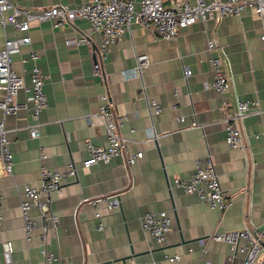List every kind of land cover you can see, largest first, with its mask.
Masks as SVG:
<instances>
[{
	"label": "crops",
	"instance_id": "obj_1",
	"mask_svg": "<svg viewBox=\"0 0 264 264\" xmlns=\"http://www.w3.org/2000/svg\"><path fill=\"white\" fill-rule=\"evenodd\" d=\"M11 1L41 9L86 0ZM263 33L264 15L251 9L224 17L216 26L197 21L170 40L134 25L109 45L101 74L94 75L93 51L101 40L87 20L58 27L32 23L31 42L13 55L12 66L28 83L32 65L28 54H38L48 106L40 111L35 137L29 133L32 102L27 94L19 91L16 95V101L26 107L7 115L0 110L13 161L11 173L0 163V264H41V251L59 257L43 264H171L165 255L173 253L181 255L183 264H242L238 253L230 261L227 243L208 237L243 227L256 230L264 223ZM21 34L12 25L0 27V48L4 37ZM82 34L88 43L75 44L74 39ZM212 35L226 60L229 94L207 84L213 71L206 41ZM140 53L148 59L142 77H124ZM104 92L114 111L127 115L120 129L126 148L143 153L133 165H126L123 155L90 167L82 165L88 142L107 143L102 124L96 119L91 124L86 118L97 111ZM236 99L250 101L254 109L237 123L242 146L232 148L225 142L223 118ZM151 100L160 105L158 113L150 106ZM207 157L231 199L223 211L174 183L175 178L191 177L195 162L204 163ZM69 164L74 173L65 175L59 188L50 193L49 208L56 221L44 219L31 208L29 215L37 227L27 241L19 208L22 187L39 186L43 167L65 172ZM113 194L117 195L116 209L104 201L93 202ZM161 210L170 217V231L157 242L142 231L140 218L148 211ZM7 241L12 245L9 255L2 246Z\"/></svg>",
	"mask_w": 264,
	"mask_h": 264
},
{
	"label": "built area",
	"instance_id": "obj_2",
	"mask_svg": "<svg viewBox=\"0 0 264 264\" xmlns=\"http://www.w3.org/2000/svg\"><path fill=\"white\" fill-rule=\"evenodd\" d=\"M247 9H251L258 16H263L264 0H86L77 5L56 3L41 9L18 6L11 0H0V27L12 25L15 30L22 33L13 38L4 37L0 48V110L3 115H7L26 107L24 103L16 101L17 93L23 91L32 102V123L29 125V133L31 137L37 136L40 111L48 106V98L43 90L45 76L36 63L38 54L35 51H30L28 54V59L32 62L28 83L15 72L12 66L13 55L18 54L22 46L30 44L31 38L28 31L34 22H49L52 27H58L71 26L76 19L87 20L93 31L100 35V45L93 51L95 59L92 64L93 74L100 75L101 62L106 56L109 45L134 25L147 29L159 39L170 40L176 37L181 28L188 27L197 21L216 26L222 18L239 15ZM262 38L264 39V33ZM74 42L85 44L88 43V38L82 34L75 38ZM206 45L211 53L210 64L213 71V77L207 84L220 93L229 94L231 79L226 72V60L220 44L212 35L207 39ZM147 66V55L137 54L135 65L125 70L123 76L142 77ZM184 73L189 75L190 70L185 68ZM100 100L97 111L86 115V118L91 124L95 119L102 124L107 143L94 145L88 142L86 145L88 156L82 162L83 167H90L98 162H107L115 155H123L128 166L135 164L142 158L143 153L126 148V142L120 129L127 115L114 111L107 92L101 94ZM149 103L155 113L160 111L161 107L157 102L151 100ZM252 109H254V104L250 101L234 100L233 109L223 118L225 142L228 146L232 148L242 146V134L237 123L243 120ZM179 120L183 122L184 118L179 117ZM193 125L194 123H191L189 126ZM6 133L7 129L3 121H0V163L4 171L11 173L13 161ZM68 166L65 172L43 167L39 186L25 184L22 187L19 208L27 241L30 240L31 233L37 227V221L29 215L31 208H36L39 216L47 217L52 222L56 221L55 215L49 208L50 193L59 188L60 181L65 175L74 173L72 164ZM174 183L184 192L195 194L211 208L223 211L231 204V199L225 195L209 157L204 163L200 160L195 162V171L191 177L175 178ZM97 201L106 202L110 209L118 208L115 194L105 195L93 202ZM96 216H100L98 211ZM1 219L0 212V221ZM101 227L100 223L99 228ZM140 227L149 237L161 242L170 231V217L163 210L148 211L141 216ZM208 239L227 243L232 251L230 261L234 260L237 253L242 256V264H260L264 257V225L259 231L243 227L215 232ZM2 246L4 253L9 255L12 251L11 243L7 241ZM41 257L43 259L41 264L45 261L59 259L54 253L45 251H41ZM165 258L171 264H183L179 253L166 254Z\"/></svg>",
	"mask_w": 264,
	"mask_h": 264
},
{
	"label": "water",
	"instance_id": "obj_3",
	"mask_svg": "<svg viewBox=\"0 0 264 264\" xmlns=\"http://www.w3.org/2000/svg\"><path fill=\"white\" fill-rule=\"evenodd\" d=\"M44 219H45V217H44ZM263 225H264V223L258 229H256V231H259L260 229H262ZM260 264H264V257L262 258Z\"/></svg>",
	"mask_w": 264,
	"mask_h": 264
}]
</instances>
